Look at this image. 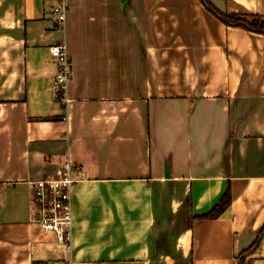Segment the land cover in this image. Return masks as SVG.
<instances>
[{"label": "crops", "instance_id": "1", "mask_svg": "<svg viewBox=\"0 0 264 264\" xmlns=\"http://www.w3.org/2000/svg\"><path fill=\"white\" fill-rule=\"evenodd\" d=\"M46 3L0 0V264H264V34L203 0H69L64 30ZM67 159L70 251L29 220L31 182Z\"/></svg>", "mask_w": 264, "mask_h": 264}, {"label": "built area", "instance_id": "2", "mask_svg": "<svg viewBox=\"0 0 264 264\" xmlns=\"http://www.w3.org/2000/svg\"><path fill=\"white\" fill-rule=\"evenodd\" d=\"M50 13L58 29L65 28L69 0H53ZM50 57L54 62L55 72L52 78L55 100L67 105L68 82L72 75L71 60L65 40L51 44L48 47ZM74 167L67 159L58 166L53 177L33 180L31 182L30 222H36L44 230H53L58 241L67 251L71 249V189L75 180L72 178Z\"/></svg>", "mask_w": 264, "mask_h": 264}, {"label": "trees", "instance_id": "3", "mask_svg": "<svg viewBox=\"0 0 264 264\" xmlns=\"http://www.w3.org/2000/svg\"><path fill=\"white\" fill-rule=\"evenodd\" d=\"M208 7V9L217 15L220 20L228 25H239L248 30H255L264 34V19L259 14H242V13H224L217 11L207 0H203ZM230 192L228 189L224 191V194L218 199V201L211 207V209L201 215L195 216L197 218L211 219L219 216L230 202ZM264 229V225L261 227L260 231ZM259 231V232H260Z\"/></svg>", "mask_w": 264, "mask_h": 264}, {"label": "rangeland", "instance_id": "4", "mask_svg": "<svg viewBox=\"0 0 264 264\" xmlns=\"http://www.w3.org/2000/svg\"><path fill=\"white\" fill-rule=\"evenodd\" d=\"M53 2H54V1H52V0H47V3H46V4L52 6V5H53ZM172 230H173V229H172ZM172 230L169 232V235H171V236H172V235L174 234V232H175L174 230H173V231H172ZM169 240H170V239H169ZM169 240L167 241L168 244H170ZM180 264H184V262H182V263H180Z\"/></svg>", "mask_w": 264, "mask_h": 264}]
</instances>
